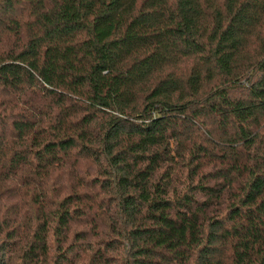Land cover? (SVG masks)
I'll return each instance as SVG.
<instances>
[{
	"label": "trees",
	"instance_id": "obj_1",
	"mask_svg": "<svg viewBox=\"0 0 264 264\" xmlns=\"http://www.w3.org/2000/svg\"><path fill=\"white\" fill-rule=\"evenodd\" d=\"M1 264H264V0H0Z\"/></svg>",
	"mask_w": 264,
	"mask_h": 264
},
{
	"label": "water",
	"instance_id": "obj_2",
	"mask_svg": "<svg viewBox=\"0 0 264 264\" xmlns=\"http://www.w3.org/2000/svg\"><path fill=\"white\" fill-rule=\"evenodd\" d=\"M0 264H1V257H0Z\"/></svg>",
	"mask_w": 264,
	"mask_h": 264
}]
</instances>
